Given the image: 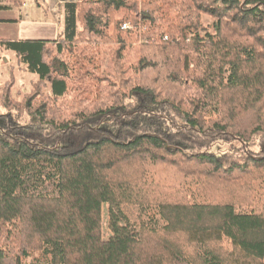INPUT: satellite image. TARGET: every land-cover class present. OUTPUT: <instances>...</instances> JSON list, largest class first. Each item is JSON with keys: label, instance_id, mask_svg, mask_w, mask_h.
I'll use <instances>...</instances> for the list:
<instances>
[{"label": "trees", "instance_id": "16d2710c", "mask_svg": "<svg viewBox=\"0 0 264 264\" xmlns=\"http://www.w3.org/2000/svg\"><path fill=\"white\" fill-rule=\"evenodd\" d=\"M60 15L56 40L0 41L36 76L18 98L12 79L0 88V264H264V207L198 192L264 171V0H80ZM161 168L184 198L149 203L126 181ZM175 234L196 262L161 236Z\"/></svg>", "mask_w": 264, "mask_h": 264}, {"label": "rangeland", "instance_id": "374dc122", "mask_svg": "<svg viewBox=\"0 0 264 264\" xmlns=\"http://www.w3.org/2000/svg\"><path fill=\"white\" fill-rule=\"evenodd\" d=\"M22 0V5L24 4ZM29 1V0H27ZM63 1H73L78 2L80 0H49L45 7H48V12H43L42 9L38 10L35 9L34 12V19L38 17L48 16L51 17L54 14L58 13V7L62 6L64 3ZM2 3H8V0H0ZM10 4V3H8ZM12 10L14 8H18L21 6H14L12 5ZM35 7V6H34ZM29 10V9H28ZM57 17V15H56ZM62 20V17L60 15ZM209 18H204L205 25L210 24ZM63 23V22H62ZM59 37V36H58ZM12 79L13 87L12 92L15 98H18V93H25L29 91L36 81V76L26 73L24 66L18 64L16 59L13 57V53L6 52L1 49L0 47V88L1 86L8 80ZM144 172H135L130 173L126 177L127 182H130L131 185L134 186L136 189H141L143 192V197L149 203H156L160 201H179L181 198H184L182 191L178 189V187H174V183L169 177V174L164 172V169L161 168L159 170L156 169H145ZM264 175V171L261 172L260 175L255 174L251 178L237 180L236 184H232L230 181L228 183H224L221 181H206V180H198L199 181V189L198 192L200 193L203 199H206L208 202L212 203H227L231 202L237 207L239 205H251L253 208L261 209L264 207V202L260 198L253 197V194L249 188L254 185V183L258 182V178ZM143 179V180H142ZM257 181V182H256ZM154 185H163V187H155ZM195 189L193 188L191 190ZM194 191V190H193ZM189 196H186V200H189ZM261 200V201H260ZM103 238L107 240L111 234L107 228L108 224V206H103ZM128 214L131 213V221L134 222L137 216V207L134 205H129L127 208ZM138 228H140L138 226ZM140 231V229H139ZM168 240L171 241L172 245L179 249L182 253L187 255L191 260L197 261L195 250L194 248L189 245L181 234H175L171 237L161 235ZM227 243L224 242L222 247L219 250L227 249ZM22 264H50V258L41 255L40 253L33 252L27 258L22 260Z\"/></svg>", "mask_w": 264, "mask_h": 264}, {"label": "crops", "instance_id": "0c3cea01", "mask_svg": "<svg viewBox=\"0 0 264 264\" xmlns=\"http://www.w3.org/2000/svg\"><path fill=\"white\" fill-rule=\"evenodd\" d=\"M48 1L49 0H26L23 6L14 8V10H12L11 4L0 2L1 6H6L8 8L6 10H0V41H53L56 40L59 35L61 36L63 32L62 20L60 18L61 7L64 4L75 2L63 1L66 3L58 7L57 14L51 17L43 16L34 19L35 9H42L45 13L48 12V7H45Z\"/></svg>", "mask_w": 264, "mask_h": 264}, {"label": "built area", "instance_id": "2783aa9c", "mask_svg": "<svg viewBox=\"0 0 264 264\" xmlns=\"http://www.w3.org/2000/svg\"><path fill=\"white\" fill-rule=\"evenodd\" d=\"M122 29L126 30V31H131L132 30V26L129 24H123L122 25Z\"/></svg>", "mask_w": 264, "mask_h": 264}]
</instances>
